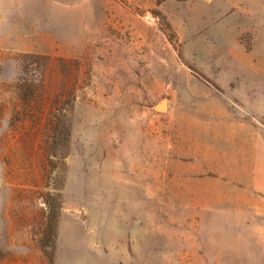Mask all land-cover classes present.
<instances>
[{
    "label": "rangeland",
    "instance_id": "rangeland-1",
    "mask_svg": "<svg viewBox=\"0 0 264 264\" xmlns=\"http://www.w3.org/2000/svg\"><path fill=\"white\" fill-rule=\"evenodd\" d=\"M215 4L0 0L1 264H264V81Z\"/></svg>",
    "mask_w": 264,
    "mask_h": 264
},
{
    "label": "crops",
    "instance_id": "crops-1",
    "mask_svg": "<svg viewBox=\"0 0 264 264\" xmlns=\"http://www.w3.org/2000/svg\"><path fill=\"white\" fill-rule=\"evenodd\" d=\"M233 2L215 0L218 21L210 24L208 36L217 40L219 54L233 65L236 76L244 82L264 81V6L251 5L250 0ZM196 49H201L202 54H212L214 45L203 43Z\"/></svg>",
    "mask_w": 264,
    "mask_h": 264
},
{
    "label": "water",
    "instance_id": "water-1",
    "mask_svg": "<svg viewBox=\"0 0 264 264\" xmlns=\"http://www.w3.org/2000/svg\"><path fill=\"white\" fill-rule=\"evenodd\" d=\"M158 109L159 110H165L166 109V104H165V102L164 103H162L159 107H158Z\"/></svg>",
    "mask_w": 264,
    "mask_h": 264
},
{
    "label": "trees",
    "instance_id": "trees-1",
    "mask_svg": "<svg viewBox=\"0 0 264 264\" xmlns=\"http://www.w3.org/2000/svg\"><path fill=\"white\" fill-rule=\"evenodd\" d=\"M1 264V263H0Z\"/></svg>",
    "mask_w": 264,
    "mask_h": 264
}]
</instances>
